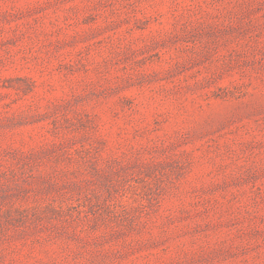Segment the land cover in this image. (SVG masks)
Wrapping results in <instances>:
<instances>
[{"label":"rangeland","instance_id":"374dc122","mask_svg":"<svg viewBox=\"0 0 264 264\" xmlns=\"http://www.w3.org/2000/svg\"><path fill=\"white\" fill-rule=\"evenodd\" d=\"M0 264H264V0H0Z\"/></svg>","mask_w":264,"mask_h":264}]
</instances>
